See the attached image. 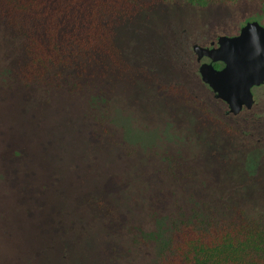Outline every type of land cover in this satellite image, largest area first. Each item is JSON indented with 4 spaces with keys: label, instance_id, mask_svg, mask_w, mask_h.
<instances>
[{
    "label": "rangeland",
    "instance_id": "1",
    "mask_svg": "<svg viewBox=\"0 0 264 264\" xmlns=\"http://www.w3.org/2000/svg\"><path fill=\"white\" fill-rule=\"evenodd\" d=\"M254 9L153 4L116 22L127 71L52 87L16 79L21 40L0 21V264H153L192 206L240 209L264 229V84L228 114L191 49L238 33Z\"/></svg>",
    "mask_w": 264,
    "mask_h": 264
},
{
    "label": "trees",
    "instance_id": "2",
    "mask_svg": "<svg viewBox=\"0 0 264 264\" xmlns=\"http://www.w3.org/2000/svg\"><path fill=\"white\" fill-rule=\"evenodd\" d=\"M237 2L255 8L246 21L264 25V0H0V21L21 40L16 79L52 87L65 76L81 77L89 69L127 71L115 43L119 19L159 3L205 8ZM213 65L219 68L222 63ZM167 88L211 120L204 101L184 84ZM186 211L172 221L153 264H264V229L258 220L240 209L219 214L210 207L192 206Z\"/></svg>",
    "mask_w": 264,
    "mask_h": 264
},
{
    "label": "water",
    "instance_id": "3",
    "mask_svg": "<svg viewBox=\"0 0 264 264\" xmlns=\"http://www.w3.org/2000/svg\"><path fill=\"white\" fill-rule=\"evenodd\" d=\"M207 44L191 46L201 81L226 104L228 113L237 115L243 108L250 109L252 88L264 83V26L247 20L238 33L218 35ZM215 62L222 66L215 67Z\"/></svg>",
    "mask_w": 264,
    "mask_h": 264
},
{
    "label": "flooded vegetation",
    "instance_id": "4",
    "mask_svg": "<svg viewBox=\"0 0 264 264\" xmlns=\"http://www.w3.org/2000/svg\"><path fill=\"white\" fill-rule=\"evenodd\" d=\"M198 63V62H197ZM264 84V83H263ZM263 84H261V85H263ZM261 85H259V86H261ZM255 87H257V86H254L253 88H252V93H253V89L255 88ZM253 97H254V93H253ZM255 103V102H254ZM254 105V104H253ZM253 107V106H252ZM252 107L250 108V109H252ZM250 109H246V108H243L242 109V111L243 110H250Z\"/></svg>",
    "mask_w": 264,
    "mask_h": 264
}]
</instances>
